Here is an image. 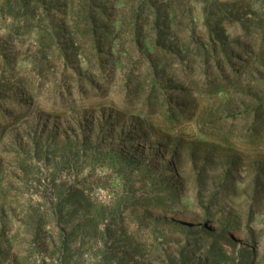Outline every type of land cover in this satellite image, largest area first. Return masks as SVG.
<instances>
[{
  "label": "rangeland",
  "instance_id": "1",
  "mask_svg": "<svg viewBox=\"0 0 264 264\" xmlns=\"http://www.w3.org/2000/svg\"><path fill=\"white\" fill-rule=\"evenodd\" d=\"M0 264H264V0H0Z\"/></svg>",
  "mask_w": 264,
  "mask_h": 264
}]
</instances>
